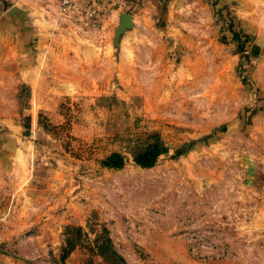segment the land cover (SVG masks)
I'll return each instance as SVG.
<instances>
[{"label": "rangeland", "instance_id": "obj_1", "mask_svg": "<svg viewBox=\"0 0 264 264\" xmlns=\"http://www.w3.org/2000/svg\"><path fill=\"white\" fill-rule=\"evenodd\" d=\"M14 4L0 264H264V0Z\"/></svg>", "mask_w": 264, "mask_h": 264}, {"label": "crops", "instance_id": "obj_2", "mask_svg": "<svg viewBox=\"0 0 264 264\" xmlns=\"http://www.w3.org/2000/svg\"><path fill=\"white\" fill-rule=\"evenodd\" d=\"M232 2H239V0H231ZM142 2V1H141ZM14 4V0H0V24L10 25V20L7 17L8 8Z\"/></svg>", "mask_w": 264, "mask_h": 264}, {"label": "water", "instance_id": "obj_3", "mask_svg": "<svg viewBox=\"0 0 264 264\" xmlns=\"http://www.w3.org/2000/svg\"><path fill=\"white\" fill-rule=\"evenodd\" d=\"M129 15L123 14V23L127 22Z\"/></svg>", "mask_w": 264, "mask_h": 264}, {"label": "trees", "instance_id": "obj_4", "mask_svg": "<svg viewBox=\"0 0 264 264\" xmlns=\"http://www.w3.org/2000/svg\"><path fill=\"white\" fill-rule=\"evenodd\" d=\"M146 159H147L146 161H148L149 158L147 157Z\"/></svg>", "mask_w": 264, "mask_h": 264}]
</instances>
